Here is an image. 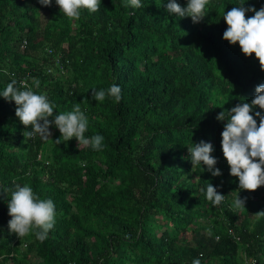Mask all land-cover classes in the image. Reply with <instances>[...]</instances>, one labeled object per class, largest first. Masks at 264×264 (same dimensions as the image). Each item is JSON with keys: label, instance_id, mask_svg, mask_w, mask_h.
Listing matches in <instances>:
<instances>
[{"label": "trees", "instance_id": "trees-1", "mask_svg": "<svg viewBox=\"0 0 264 264\" xmlns=\"http://www.w3.org/2000/svg\"><path fill=\"white\" fill-rule=\"evenodd\" d=\"M141 2L133 9L126 0H101L99 11L83 9L70 21L55 0L52 7L0 0V93L13 78L30 85L36 78L33 90L47 95L54 113L80 103L85 136L100 134L106 145L78 148L75 138L58 145L54 126L47 141H25L31 129L14 101L0 96V264H192L201 253V264H264V218L255 216L264 210V186L238 189L221 150L226 121L216 120L264 83L255 54L245 57L222 39V16L241 0H212L198 24L170 16L168 0ZM248 4L259 10L264 0ZM113 84L122 90L119 103L92 98V88ZM202 139L213 144L221 177L203 164L192 169L187 146ZM221 182L226 200L214 207L207 185ZM15 184L55 204L43 243L9 232ZM238 194L248 197L243 212L229 207Z\"/></svg>", "mask_w": 264, "mask_h": 264}, {"label": "clouds", "instance_id": "clouds-1", "mask_svg": "<svg viewBox=\"0 0 264 264\" xmlns=\"http://www.w3.org/2000/svg\"><path fill=\"white\" fill-rule=\"evenodd\" d=\"M38 3L45 7L53 6V0H38ZM55 5L59 7L60 13L74 21L80 19L83 9L90 13L99 11L101 0H55ZM211 5L212 0H187L186 6L182 7L177 0H168L164 7L170 16L191 17L192 22L198 24L209 14ZM124 6L133 9L144 7L141 0H126ZM248 12L254 15L246 16ZM222 17L227 24L222 39L229 45L238 44L245 57H252L254 53L261 71H264V6L257 10L253 4L245 6V0H241L238 6L232 7ZM25 48L23 41L21 50ZM33 86L39 88L40 81L32 78L30 85L27 79L17 81L13 78L0 93L6 101H14L16 117L25 129H31L23 131L25 141L34 139L37 135L41 140L47 141L52 136L50 129L54 126L60 132V137L55 140L56 144L59 145L62 141L67 143L75 138L78 148L82 145L91 147L94 151H103L106 145L102 135L85 136L88 117L81 110L80 103H76L71 111L54 113L55 105L46 94L34 91ZM254 91V98L250 102L236 103L227 112L223 110L216 115L217 121H226L221 132V150L229 166V175L238 178L239 190L248 192H255L264 186V83L256 85ZM106 97L119 103L122 99L121 87L113 84L106 90L92 88V98L95 101L102 102ZM223 106L224 104L219 107ZM257 108L259 110H255ZM187 151L192 169L203 164L213 177L223 175L222 170L216 167L218 158L211 154L214 152L211 142L202 139L194 143V146H187ZM222 184L223 182L218 186L212 183L207 185L206 199L214 207L222 205L226 200L225 195L217 191ZM3 192L8 194L5 189ZM247 199L248 197L238 194L229 207L233 212H243ZM8 215L11 217L8 221L10 233L16 234L19 239L34 234L41 243L48 238L56 223L53 200L41 199L27 184H15V190L11 192L8 201ZM255 216L257 220L264 218V210L256 212ZM202 257L203 253L194 258L192 264H201Z\"/></svg>", "mask_w": 264, "mask_h": 264}, {"label": "built area", "instance_id": "built-area-1", "mask_svg": "<svg viewBox=\"0 0 264 264\" xmlns=\"http://www.w3.org/2000/svg\"><path fill=\"white\" fill-rule=\"evenodd\" d=\"M27 45V40L25 39L24 40V46H26ZM231 232H232V230H231Z\"/></svg>", "mask_w": 264, "mask_h": 264}]
</instances>
